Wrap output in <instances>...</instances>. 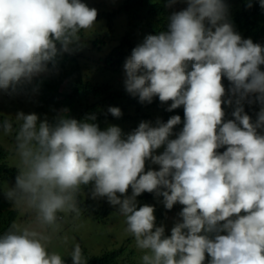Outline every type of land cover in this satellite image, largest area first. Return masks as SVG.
Here are the masks:
<instances>
[{"label": "clouds", "instance_id": "1", "mask_svg": "<svg viewBox=\"0 0 264 264\" xmlns=\"http://www.w3.org/2000/svg\"><path fill=\"white\" fill-rule=\"evenodd\" d=\"M178 2L187 6L172 12L167 30L146 36L124 63L125 90L140 103L158 97L171 101L169 112L183 106L178 137L169 139L179 115L155 127L141 122L124 139L118 126L101 131L63 115L54 124L38 123L34 113H17L18 175L5 195L31 219L13 223L0 238V264H64L50 250L53 238L62 214L81 216L78 195L89 184L92 199L118 206L141 264H205L206 257L208 264H264V135L257 131L264 128V48L234 30L225 0H168L166 6ZM259 4L264 8V0ZM97 15L81 0H0V90L47 72ZM223 78L231 85L227 92ZM246 100L261 105L255 123ZM233 103L234 120L224 122L222 105ZM107 111L122 115L119 107ZM0 130L12 134V122L3 121ZM149 160L158 171L145 172ZM145 192L162 196L168 210L183 205L170 236L156 226L153 206L137 210ZM70 254L72 264H87L79 243Z\"/></svg>", "mask_w": 264, "mask_h": 264}, {"label": "rangeland", "instance_id": "2", "mask_svg": "<svg viewBox=\"0 0 264 264\" xmlns=\"http://www.w3.org/2000/svg\"><path fill=\"white\" fill-rule=\"evenodd\" d=\"M126 1L81 0L82 3L87 4L90 8L97 9L98 15L96 22L90 29L80 30L78 33L80 37L79 43L70 46L69 52L75 53L77 60L79 59L80 65H82V73H75V79L83 77L84 80L90 81L93 85L105 86L109 84L112 87V92L119 89L122 90L125 87L124 69L107 67L105 58H107L108 54L121 43L127 31L132 32L133 39L137 45L142 44L148 35H158L160 30L166 31L172 12L180 11L187 6L186 3L178 2L169 8L166 6L168 0H149L150 7L139 11L138 15L118 13ZM248 2L249 0H247ZM251 2L253 3L254 0H251ZM162 6L168 11L166 14L161 12ZM149 9L154 11L153 15L149 14ZM113 13H116V15L111 17ZM60 56L63 58V53ZM76 66V61H70L66 65V68L72 71L76 69ZM48 69L47 72L35 77L31 82L22 81L17 84L14 90L12 87L7 91L0 90V124L5 120L11 121L13 124V132L10 135H6L0 130V145L9 153V157L6 158V169L9 167L17 169L16 173L5 171L4 174L0 175V210H3L2 214H0V238L9 231L13 223L29 222L31 219V216L27 213L21 215L20 210L5 195L7 190L14 187L15 177L18 175V168L15 163L16 157L14 155L15 134L19 125V121L16 119L17 113L23 112L24 114H29L32 112V108L38 107L36 111L48 120L49 118H57L58 113H62L63 106L65 107L69 104L65 100V97H60L56 103L54 102L55 104L45 102L43 94L47 93L49 89L44 85L42 88L38 86L33 88V83L44 82L47 77L55 81L54 78H57L65 71L63 68L55 70L50 66ZM67 85L66 83L62 84L64 86L63 93H69L70 89L68 90ZM15 88L19 91L15 90ZM86 103H98L99 112L102 109L105 112L109 107H113L108 101H105V104L101 105L99 99H95L93 96H90L84 102V104ZM83 111L84 108L81 106L78 98L77 103L73 106L72 114L77 115ZM96 116L99 115L97 114ZM140 123V121L134 123L132 131L138 128ZM129 124L131 125L132 123ZM111 126H118L121 129L122 138L126 139L124 123L107 121L103 122L102 127H98L101 131H106ZM178 134L179 132H173L169 139H176ZM165 147L166 145L161 146L153 154H162ZM149 169L158 171L159 166L152 164L149 160L146 161L145 172ZM91 188V184L82 186L78 195L80 196V200L78 199V201L81 210L79 218H74V214L61 215L62 230L54 236L50 250L59 252L64 260V264H72L70 253L75 243L81 245L87 264H93L95 263V258L110 255L114 252L118 254L114 259L115 261L111 264H141L140 257L142 251L136 247L134 238L125 231V218L119 213L118 206L110 205L107 198L97 197L96 199H92L90 194ZM142 194L137 197V210L145 204L153 206L155 209L156 226H163L165 228V236H170L171 229L175 224L182 222V218L179 215L180 211L177 208L171 212L166 209L162 196L157 197L155 195L153 198L154 204L150 205L149 201L142 199ZM127 195H131V189L128 190ZM12 211H16L17 214L12 220H8L6 214L9 213L10 218V212ZM102 211H107V213L105 214ZM4 229H7L6 232ZM63 236L68 237L67 243L63 242ZM99 264L101 263L99 262Z\"/></svg>", "mask_w": 264, "mask_h": 264}, {"label": "trees", "instance_id": "3", "mask_svg": "<svg viewBox=\"0 0 264 264\" xmlns=\"http://www.w3.org/2000/svg\"><path fill=\"white\" fill-rule=\"evenodd\" d=\"M149 0H127L124 5L119 9L118 13H127V14H134L138 15L139 11L144 10L146 8H149ZM225 3L228 5L229 14H228V20L233 25L234 30L241 35L242 39H251L253 43L259 44L262 48H264V8L260 7L259 0H254L252 3V7L249 8L247 6V0H225ZM155 6V5H154ZM159 6V5H157ZM149 14L153 15L154 11L152 9H149ZM161 12L166 14L168 11L164 9V7H161ZM116 13L112 14V16H115ZM110 17V19H111ZM154 24V23H153ZM154 27L153 25H151ZM130 28V27H129ZM129 30V29H128ZM153 31V30H152ZM155 32V29H154ZM163 32V31H159ZM153 35V34H152ZM132 32L127 31L125 36L122 38L121 43L114 48L105 58V63L107 67H113V68H123L124 69V63L127 58L131 56L132 50L137 47L138 45L135 43L133 39ZM64 57L62 58L60 54L55 58L54 63H49L48 67H52L55 70L59 68L65 69L62 74H60L57 78H54L55 81L51 80L50 77H47L44 82H36L33 83V88L35 86H38L39 88H42L43 85L46 86L49 91L47 93L43 94L45 102H51L55 104L60 97H65V100L69 102L68 105L65 107L63 106V109H68L67 112L58 113V115H63L64 118H70V119H76L78 122L81 123H94L98 125L99 127L103 126V122H120L124 123L125 125V135L128 136L131 134L132 131V125L134 123L140 122H149L151 126H156L157 120H160L163 123H166L168 119L172 116L179 115L181 117V123L179 125H176L173 128V132H181L184 126V109L183 106L169 112L167 109L171 105V101H168L167 103H161L159 101L158 97H154L151 104L148 103H140L139 97H133L129 93L126 92L125 87L121 90H117L115 92H112L111 85H93L90 81H86L83 79V77H79L75 79V73L81 72L82 65L80 60L76 58L75 53L71 52H65L63 53ZM70 61H76L77 66L75 70L70 71L69 68H66V65ZM194 62H188V71H191V64ZM77 70V71H76ZM260 70L264 71V65L260 66ZM68 84L66 87L69 90V93H63L64 86L62 84ZM222 83L226 89L231 86L230 82L227 80V78L222 79ZM41 86V87H40ZM65 87V88H66ZM15 90L19 91L15 88ZM90 96H93L95 99H99L101 105L105 104V101H108L113 107H119L122 111V115L119 118L113 117L108 111H105L102 109L101 112H99V104L98 103H86ZM79 98V102H81V106L84 108L83 112H79L77 115H73V106L77 103V100ZM229 96H225L224 99H228ZM254 99V96L251 97ZM55 102V103H54ZM48 104V103H47ZM84 104V105H83ZM243 107L245 110V113L248 114L252 122L255 123L257 119V113L260 111L261 105L257 103L249 104L247 100L243 103ZM222 108L225 112L224 122H227L228 120H234V117L232 116V112L235 108V103H233L231 106L224 104L222 105ZM37 108H32L31 113L29 114H36L39 118L38 123L45 120V118L40 115L38 111H36ZM45 109V108H43ZM132 111V112H131ZM130 112V113H129ZM99 116H96V115ZM27 115V114H26ZM57 115V117H58ZM95 115V120L87 119L89 116ZM48 122L50 124H54L56 122V118H49ZM19 121V125H20ZM129 123H132L131 125ZM19 125L17 128L19 129ZM137 129V128H136ZM135 129V130H136ZM18 130H16L17 132ZM258 134L264 135V128L258 129ZM16 135V134H15ZM226 150L225 148H221L218 151L223 152ZM9 157V153L7 150H5L0 145V175L4 174L5 171L16 173V168H8L6 164V158ZM3 161V162H2ZM154 193H143L142 199L145 201H149L150 205L154 204ZM78 199L80 200V196H78ZM90 206H92L90 204ZM177 208L180 212L182 211L183 205H180L179 203L175 204L173 208L170 210V212ZM3 210H0V214H2ZM103 212V211H102ZM4 213V212H3ZM107 213V211L103 212ZM17 212L12 211L10 212V218L9 213H7L6 217L9 219H13L16 216ZM101 214V213H100ZM102 215V214H101ZM5 232L7 229H4ZM3 233V232H2ZM5 234V233H3ZM222 235H226V233H220ZM118 253L114 252L110 255H103L100 258H95V263L93 264H111L113 261H115V257ZM208 257H206L205 264H208Z\"/></svg>", "mask_w": 264, "mask_h": 264}]
</instances>
